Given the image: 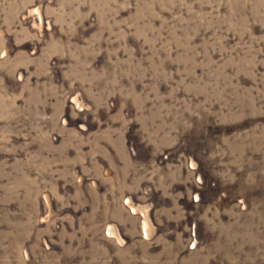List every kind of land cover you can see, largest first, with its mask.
Listing matches in <instances>:
<instances>
[{
    "label": "rangeland",
    "instance_id": "rangeland-1",
    "mask_svg": "<svg viewBox=\"0 0 264 264\" xmlns=\"http://www.w3.org/2000/svg\"><path fill=\"white\" fill-rule=\"evenodd\" d=\"M0 264H264V0H0Z\"/></svg>",
    "mask_w": 264,
    "mask_h": 264
}]
</instances>
